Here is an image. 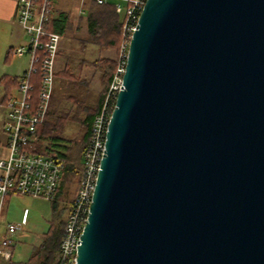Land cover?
<instances>
[{
    "label": "water",
    "instance_id": "obj_1",
    "mask_svg": "<svg viewBox=\"0 0 264 264\" xmlns=\"http://www.w3.org/2000/svg\"><path fill=\"white\" fill-rule=\"evenodd\" d=\"M75 264H264V0H146Z\"/></svg>",
    "mask_w": 264,
    "mask_h": 264
},
{
    "label": "built area",
    "instance_id": "obj_2",
    "mask_svg": "<svg viewBox=\"0 0 264 264\" xmlns=\"http://www.w3.org/2000/svg\"><path fill=\"white\" fill-rule=\"evenodd\" d=\"M52 0H19L18 23L29 36L27 48L15 53L29 55L27 70L18 78L15 93L5 101L3 130L8 136L7 155L0 158V264L13 259L14 236L19 224L5 223V203L12 194L31 196L52 202L61 186L64 164L35 152L37 130L46 118L54 87L55 64L61 36L47 31L48 15L53 13ZM114 2L124 14L121 39L116 54V68L106 96L96 114L91 136L83 152V174L73 200L65 232L60 243L57 264H75L80 237L88 221L101 162L106 155V138L129 59L130 46L137 31L146 0H97ZM128 4L127 7L124 5ZM39 76L38 89L33 82ZM37 89V90H36Z\"/></svg>",
    "mask_w": 264,
    "mask_h": 264
},
{
    "label": "trees",
    "instance_id": "obj_3",
    "mask_svg": "<svg viewBox=\"0 0 264 264\" xmlns=\"http://www.w3.org/2000/svg\"><path fill=\"white\" fill-rule=\"evenodd\" d=\"M57 2L59 1L57 0ZM57 2L54 1V4ZM124 6L127 7L128 4H125ZM82 9L84 13L80 14V12H78L79 16L76 17L77 19L71 18L69 12L61 10L57 15L50 16L46 23V28L58 33L62 37V40L63 38L71 40L69 32L74 26H77L80 30L83 29V31L85 30L87 33V39L83 38L80 40L81 45L94 46L95 52L99 55L104 52H115V57H94L91 56L95 55V52L93 51L88 58H82L79 64L77 63L75 66L67 63L64 69L56 72L55 85L56 83H59L60 85L63 81L68 82L70 85L79 83V80L83 75L85 76L86 69L89 65H93L94 69L101 74L105 87L96 103L90 105L82 102V105L79 108L81 110H75L76 112L79 111V114L81 115L77 120L76 125L83 129V138L81 140V146L78 149L79 153L76 157H74L72 152L74 148V146H72L73 142L65 137L54 135L53 133H55L54 131L59 130L58 125H61L62 122L70 121V116L76 117L73 115L74 107H79V103H75V105L73 104L72 106H68L69 104L67 103L66 109H63L60 114L53 108L54 95L47 118L45 122L38 127V142L35 144V152L37 154L61 161L64 164V169L71 172L74 176L73 182L75 185L78 184V187L83 174V152L90 140L93 120L100 110L115 72L116 54L121 39L122 25L124 21V14L116 11V5L114 2L102 5L98 4L97 0H85ZM93 58L95 59L90 60ZM35 78L36 88L38 89V74ZM17 82L18 77L0 78V105L6 98L13 94V91H15L17 87ZM80 82L83 84L85 81L80 80ZM65 90L68 92L71 90V87L67 85ZM54 92L57 93V88ZM76 98L78 101L79 97ZM66 122L63 123L64 126ZM61 188H63L62 181L60 189ZM60 189L56 199L52 201V203H54L53 219L50 228L44 235L43 244L39 248L33 250L27 263L10 261L7 264H57L60 243L71 211L70 209L66 217L64 210L57 205L56 202L59 198ZM67 210L68 209H66V211Z\"/></svg>",
    "mask_w": 264,
    "mask_h": 264
},
{
    "label": "rangeland",
    "instance_id": "obj_4",
    "mask_svg": "<svg viewBox=\"0 0 264 264\" xmlns=\"http://www.w3.org/2000/svg\"><path fill=\"white\" fill-rule=\"evenodd\" d=\"M52 1H53L52 10L54 11V13L48 15V20L50 16L57 15L58 12H60L61 10L69 12L70 17L73 19H77L76 17L79 16L78 12H80V14L84 13L82 6L85 0H58L59 2L55 4L54 1L57 2V0H52ZM46 30L53 32L51 30H48L47 28ZM19 32L23 36V40L21 43L23 44L24 48H27L30 38L21 29L19 30ZM69 37H71V40L70 39L67 40L66 38L65 39L63 38L62 40L61 37L58 56L55 64L56 65L55 75L56 72L64 69L67 63L75 66L77 63L79 64L82 58H88L91 52L93 51L95 52L94 46L81 45L80 40L83 38L87 39V33L85 32V30L84 31L83 29L80 30L77 26H74L69 32ZM16 49L17 48H15L14 50L10 49L9 51L8 48L4 56H2V54L0 55V78L2 77L13 78L15 76H21L23 72L28 68L29 60H30L29 55L25 54L24 56L19 57L15 53ZM91 56L113 58L115 57V52H104L101 55L95 52V55H91ZM94 59L95 58L90 60H94ZM36 76L37 75H35V77ZM35 77L33 82L36 84ZM37 80L39 81V76ZM80 80H83L85 82L82 84ZM80 80L79 83H75V85H70L68 82L65 81L61 82L60 85L59 83L58 84L56 83L55 85V76H54V87H53L54 94L52 93V98H51V103H52V99L54 95L53 108L56 109L57 113L60 114L62 113L63 109H66L67 103L69 104L68 106H72L73 104L75 105V103H79V107L77 106L74 107L73 115H75L76 117L70 116V121L68 122L64 121L66 122L65 126L63 125L64 122H62L61 123L62 126L58 125L59 130L54 131L55 133H53L54 135L65 137L66 139L73 142L72 146H74V148L72 152L74 154V157H76V155H78L79 153L78 149L81 146V140L83 138V129L79 128V126L76 125V122L81 115L79 114V111L76 112L75 110H81L79 108L81 107L82 102H85L86 104H90V105L96 103L98 101L101 92L105 87L101 74L94 69L93 65H89V67L86 69L85 76L83 75V77ZM67 85L71 87V90L68 92L67 90H65V88H67ZM56 88H57V93L54 92V90L56 91ZM14 93L15 91H13V94ZM76 97H79L78 101ZM6 100L7 98L5 99V101ZM5 101L0 105V123H1L2 115L5 110L4 107ZM51 103H50V107H51ZM0 138L4 139L2 130H0ZM73 178L74 176L71 174V172L64 169L62 173L63 190L66 188L72 191V189L75 188ZM16 197L25 199L31 196L25 197L22 195H17Z\"/></svg>",
    "mask_w": 264,
    "mask_h": 264
},
{
    "label": "crops",
    "instance_id": "obj_5",
    "mask_svg": "<svg viewBox=\"0 0 264 264\" xmlns=\"http://www.w3.org/2000/svg\"><path fill=\"white\" fill-rule=\"evenodd\" d=\"M18 1L0 0V55L2 54V56L8 48L10 51V49L23 47L21 43L23 36L19 30L21 29L23 32L24 30L18 23ZM15 77L19 78L20 76ZM4 120L5 110L0 123V130H2L4 137V139L0 138V158L7 155L8 136L3 130ZM78 189V184L75 185L72 191L66 188L64 190L63 188L60 189L56 203L64 210L66 217ZM16 196L17 194H12L7 198L3 219L5 223L19 224L18 231L14 236L12 262L27 263L33 250L43 244L44 235L52 223L54 203L29 196H25L29 197L25 199ZM66 209L68 210L66 211Z\"/></svg>",
    "mask_w": 264,
    "mask_h": 264
}]
</instances>
